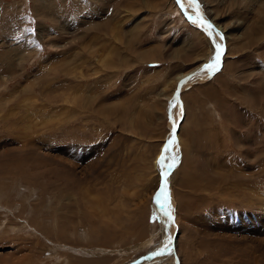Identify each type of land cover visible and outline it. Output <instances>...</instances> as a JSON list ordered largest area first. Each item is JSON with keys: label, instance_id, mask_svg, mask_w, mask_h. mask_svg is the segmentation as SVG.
<instances>
[{"label": "rangeland", "instance_id": "rangeland-1", "mask_svg": "<svg viewBox=\"0 0 264 264\" xmlns=\"http://www.w3.org/2000/svg\"><path fill=\"white\" fill-rule=\"evenodd\" d=\"M199 3L224 52L195 156L182 93L213 48L175 0H0V264H264V0Z\"/></svg>", "mask_w": 264, "mask_h": 264}, {"label": "snow or ice", "instance_id": "snow-or-ice-1", "mask_svg": "<svg viewBox=\"0 0 264 264\" xmlns=\"http://www.w3.org/2000/svg\"><path fill=\"white\" fill-rule=\"evenodd\" d=\"M175 3L179 5L181 12L186 16V19L193 25L201 29V31L206 34L211 41L213 54L209 62L201 67L199 73H196V76H199L202 73L206 72L209 75V78H211L212 75L220 70L222 55L224 52L222 44L217 42L216 37H219V39L222 41L224 39V35L217 31L210 20L205 17L199 0H175ZM186 8L191 9L195 13V16L188 15L185 12ZM27 31H30V29H28ZM191 79H193V77L188 78V80ZM187 82L188 81H181L177 86V91L174 94L173 102L169 105L170 109L174 106V104H179V89ZM176 144L177 141L175 139V125H173L172 138L166 142L162 149L161 155L157 160V165L160 169V187L153 197V202L158 206L159 209L163 210V216L166 218L167 224H171L174 220L171 214L172 209L170 206V198L168 192V176L170 175L172 168L178 163L176 157L170 156V149L173 145ZM169 159L171 160V163H166V161H168ZM171 243V238H169L165 243V246L159 251L155 252L154 255L162 256L166 253L168 255H171Z\"/></svg>", "mask_w": 264, "mask_h": 264}, {"label": "crops", "instance_id": "crops-1", "mask_svg": "<svg viewBox=\"0 0 264 264\" xmlns=\"http://www.w3.org/2000/svg\"><path fill=\"white\" fill-rule=\"evenodd\" d=\"M192 16H195V13H193ZM202 61H204L203 58L197 60V65L201 64ZM212 77L213 75L211 76V78L206 79L204 83H196V86L191 87L189 89L187 88L182 93L185 102V107L187 109L185 110L187 113L186 115L195 118V122L192 123L194 124L192 125V128H185L184 130L185 132L189 133L188 135H184V139L186 140L185 145L187 146L190 143L191 140H189V138L192 137V142L194 144L192 153L195 156H197L198 154H204L203 150L206 149L209 144L211 146V139L207 134L210 130V117L213 122L216 121V119L213 117V112L214 110L217 111V108H214L217 106V104L215 103L216 101H214L213 103L207 101V98L209 97L210 99H217L218 96L217 83L210 82L212 80ZM211 106L214 108V110ZM191 132H193V134Z\"/></svg>", "mask_w": 264, "mask_h": 264}, {"label": "water", "instance_id": "water-1", "mask_svg": "<svg viewBox=\"0 0 264 264\" xmlns=\"http://www.w3.org/2000/svg\"><path fill=\"white\" fill-rule=\"evenodd\" d=\"M180 8V7H179ZM180 11H181V9H180ZM182 13V12H181ZM183 14V13H182ZM172 97H174V95L172 96ZM168 111L170 112V108H168ZM179 124V121H177V125ZM172 133L169 135V137H167V140L164 142V145L166 144V142L169 140V139H171L172 138V134H173V131H171ZM164 145H163V147H164ZM159 180H160V176H159ZM160 185V182H159V184H158V186ZM157 189H159L158 187H157ZM156 194V193H155ZM153 206V205H152ZM151 206V207H152ZM151 210H152V212L156 215V216H158V214H160L161 212H163V210L162 209H159L158 208V206L157 205H155V206H153L152 208H151ZM166 227V229H167V227H168V224H166L165 225ZM172 238L173 237H171V241H172ZM171 253H172V251H171ZM174 254V253H173ZM175 255V254H174ZM174 258V261H173V264H178V262H177V258H176V256H174L173 257Z\"/></svg>", "mask_w": 264, "mask_h": 264}, {"label": "bare ground", "instance_id": "bare-ground-1", "mask_svg": "<svg viewBox=\"0 0 264 264\" xmlns=\"http://www.w3.org/2000/svg\"><path fill=\"white\" fill-rule=\"evenodd\" d=\"M189 13V12H188ZM183 16L185 17V15L183 14ZM202 75V74H201ZM183 78V77H182ZM207 79H209V75H207ZM178 80H180V78L178 79ZM177 80V81H178ZM185 81V80H184ZM179 82V81H178ZM208 95V94H207ZM178 125H177V127H176V129H175V136H176V134L178 133ZM177 130V131H176ZM174 226V225H173ZM174 237H175V234H174ZM173 239V238H172ZM174 244V240L172 241V243H171V245H170V248H171V251H172V253H174L175 254V246L173 245ZM176 256V255H175ZM161 257V256H160Z\"/></svg>", "mask_w": 264, "mask_h": 264}]
</instances>
